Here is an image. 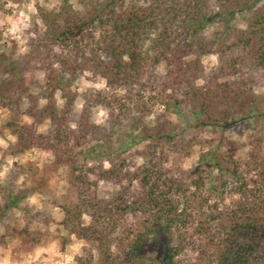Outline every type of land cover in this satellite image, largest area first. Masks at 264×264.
Listing matches in <instances>:
<instances>
[{"label": "trees", "instance_id": "1", "mask_svg": "<svg viewBox=\"0 0 264 264\" xmlns=\"http://www.w3.org/2000/svg\"><path fill=\"white\" fill-rule=\"evenodd\" d=\"M82 2V14L67 0L58 11L38 9L43 29L29 37V50L21 57L0 48V108L5 113L0 134L13 139L3 155L16 158L34 148L53 155L41 170L33 163L20 165L21 175L36 186L45 211L60 209L58 218L43 217L45 224L66 232L31 231L24 214V223L12 229L19 246L30 250L55 241L61 254L75 236L89 247L86 257L74 258L78 264H253L264 255L261 141H250L254 179L237 171L238 146L222 138L212 141L211 150L189 169L170 171L158 159L176 139L177 127L159 121L149 125L140 115L133 126L140 132L137 141L147 142L140 153L145 163L134 167L123 155L128 148L116 145L103 151L102 143L89 145L92 139L112 136L95 124L90 112L102 106L115 124L120 120L117 90H131L160 66L165 69L160 91L169 90L164 107H174L180 115L186 108L195 126L224 129L235 123L228 109L246 98L247 90L242 79L234 84L227 77H242L245 68L264 70V0H214L213 6L210 0ZM237 12H248L243 28L232 25ZM215 22L214 37L204 38L201 32ZM11 45L16 48L15 41ZM208 54H215L217 62L203 78L202 58ZM85 72L104 79L105 87L84 92L77 111L72 83ZM200 78L202 85L196 83ZM60 166L66 169L64 192L52 182ZM211 170L218 172L219 194L234 184L237 197L231 202L205 192L206 185L208 191L216 190ZM102 180L115 185L108 196L97 192ZM20 199L9 185L0 187V221ZM152 244L158 250L150 251ZM187 248L193 257L182 261L178 257Z\"/></svg>", "mask_w": 264, "mask_h": 264}, {"label": "rangeland", "instance_id": "2", "mask_svg": "<svg viewBox=\"0 0 264 264\" xmlns=\"http://www.w3.org/2000/svg\"><path fill=\"white\" fill-rule=\"evenodd\" d=\"M64 0H0V48L10 52L14 50L16 58L21 57L29 50V37L34 36L36 29H43V23L39 16L38 9H43L47 12L58 11ZM72 9L79 13H84L85 8L82 0H67ZM213 6L214 0H210ZM248 16V12H237L232 20V25L243 28L245 26L244 19ZM219 27L218 23L209 24L206 29L201 32L204 38L214 37L213 32ZM155 36L151 33V37ZM12 41H15L16 48H12ZM151 39L146 42L149 46ZM148 55L152 51L148 49ZM190 56L186 60L192 59ZM204 66L203 78L215 67L217 56L215 54L204 55L202 58ZM165 69L156 67L150 70L148 74L141 79L131 90L119 88L117 90L120 103L115 104L117 109L115 113L119 115V119L114 123L110 116L109 110L102 106H97L91 109L90 115L96 125L101 129H106L112 133L110 139H102L97 141L92 139L89 145L102 143L101 150H114L116 145L129 150L128 155L129 165L134 167L143 165L145 159L140 154L145 150L147 142H138L140 132L134 129V122L140 115H143V121L149 125H154L156 121L170 122L169 127H177V136L173 142L163 148L162 158L158 159V163L165 169L176 171L178 169H189L198 162L201 154L211 150L212 141L220 138L235 141L238 148L235 153V161L237 171L246 179H254L252 170V161L250 158L249 148L250 141L257 140L260 143L262 155L264 156V70L255 68H245L241 75L227 77L234 84L240 83L242 79L245 84L242 86L247 90V96L239 103H235L228 109L229 120L236 121L226 128L210 129L203 126H195L196 120L193 121L189 111L182 108V115L178 114L174 107L166 108L163 105V100L166 99V92L160 91L161 79ZM200 78L196 81L197 84H204V79ZM105 87V81L101 77L93 76L91 73L85 72L77 80L72 83V88L76 92L74 107L77 111L81 110L84 104L82 95L84 92L91 89H101ZM32 93H37L36 86L32 87ZM59 104H62V99L59 93L57 94ZM5 121L4 110L0 108V128ZM111 125L114 127L111 128ZM43 125L40 129L43 130ZM223 129V130H222ZM102 131V130H101ZM138 135V136H137ZM137 136V137H136ZM134 141L129 145L130 141ZM13 142L11 136H2L0 134V187L8 186L13 189L14 196L21 197L17 208L8 210L0 221V264H78L74 259L77 256L86 257L89 247L81 239L75 236L71 237L70 243L66 246L65 252L58 253L55 248V241L48 246L31 247V249H21L19 240L13 228H18L24 223V214L29 218V228L31 231L49 230L53 233L60 231L62 234L66 232L53 223L45 224L43 217L58 218L60 209H48L45 211L43 205V197L39 193L32 181L25 179L21 175L20 165L33 163L34 167L41 170L43 165H50L54 160L53 155L47 151H41L36 148L30 150L25 155L20 157H12L3 155V150L8 143ZM174 143V144H173ZM158 152H159V148ZM116 155V154H114ZM104 167H108V162L104 161ZM132 169V168H131ZM15 173L17 175L15 176ZM19 173V174H18ZM52 182L58 184L60 191L64 192V185L67 184L66 169L60 166L53 172ZM210 179L212 180L215 191H208L207 185L205 192H209L212 199H219L221 196L225 202H231L237 197V193L233 190V185L224 189L223 194H219L220 178L217 170L210 171ZM115 185L107 181H99L97 192L100 196H108L112 193ZM213 201V200H212ZM30 209L29 213L24 212V209ZM43 211L45 212L43 214ZM39 213V214H36ZM85 223L89 222V217L84 216ZM19 246V247H18ZM158 250V247L152 244L150 251ZM93 252V251H92ZM96 256V253L93 252ZM191 248H187L178 257L182 261L193 257ZM253 264H264V255L254 261Z\"/></svg>", "mask_w": 264, "mask_h": 264}]
</instances>
